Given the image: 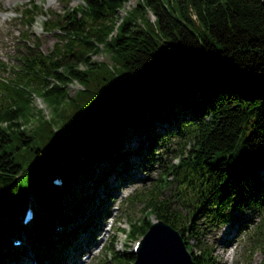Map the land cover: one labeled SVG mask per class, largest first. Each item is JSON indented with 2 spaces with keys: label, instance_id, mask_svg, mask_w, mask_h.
<instances>
[{
  "label": "trees",
  "instance_id": "trees-1",
  "mask_svg": "<svg viewBox=\"0 0 264 264\" xmlns=\"http://www.w3.org/2000/svg\"><path fill=\"white\" fill-rule=\"evenodd\" d=\"M77 1L63 0L43 22L58 33L54 49L28 46L11 78L0 80V264L19 251L8 237L20 231L40 264H60L104 216L108 177L155 166L160 177L128 198L143 203V215H129L121 229L129 240L160 219L180 232L193 264H209L200 229L181 221L203 205L202 218L224 220L235 201L260 216L253 236L264 264V0H138L118 23L128 0ZM36 12L26 6L19 20L31 25ZM164 46L176 54H160ZM91 51H105L110 63L90 61ZM72 80L80 87L69 94ZM32 94L48 115L32 107ZM57 121L70 128L63 136ZM129 135L139 137L133 149L124 144ZM168 154L174 163L164 162ZM30 200L33 219L23 226ZM105 249L111 264L135 259Z\"/></svg>",
  "mask_w": 264,
  "mask_h": 264
},
{
  "label": "rangeland",
  "instance_id": "rangeland-1",
  "mask_svg": "<svg viewBox=\"0 0 264 264\" xmlns=\"http://www.w3.org/2000/svg\"><path fill=\"white\" fill-rule=\"evenodd\" d=\"M137 1L138 0H128L123 5L118 11L116 23L119 22L120 18L125 15L128 10L136 5ZM27 4L41 7L47 12H61L63 9L62 0H0V80H9V78H11L14 70H17V67L20 65V55L25 52V48L28 46H33V44L37 42L38 45H40L38 50L41 53L47 54L54 49L55 44L60 40L57 32H47L41 28V22L44 20L41 15L35 18L37 23L32 26H26L25 23L19 21L17 10L25 8ZM70 5H75V2H71ZM146 15L150 20L154 19V16L150 12H147ZM112 35H114V33H112ZM26 39H28L27 42ZM158 52L167 58H172L176 54V50L166 46L160 47ZM85 56H88L90 61L110 63L109 55L105 51H91ZM65 62L74 64L78 69L84 68L82 61L74 60L72 56L66 57ZM49 82V84H52L55 81L49 78ZM79 87V84L75 80L69 81L65 86L69 94H73ZM33 92L32 90L31 93ZM31 103L33 108L42 109L46 115L49 114V108H46L45 103L37 94L31 95ZM54 128L62 136L68 132V129L70 130L69 127L66 129V126H63L62 121H57L54 124ZM122 134L126 136L127 131H124ZM138 141V136L129 135L124 144L133 149L137 146ZM173 147L176 148L175 144ZM175 161L176 159L171 154H168L166 159H164V162H167V164L174 163ZM62 166L65 167L64 164H62ZM161 170V168L155 166L148 171H144L143 168L140 167L134 170V174L130 172L128 175H131L127 180L122 182L118 181L116 188L115 181H113L115 189L114 196L116 198L114 201L108 203V214L110 217L105 220L99 219L98 224H100V229L96 233L97 236L95 235L92 240V247L90 248L89 246L90 249L88 247H83L81 251L76 253L73 257V264H111V254L105 249L107 245L112 246L118 252L132 251L136 239L129 240L126 234L118 231L117 228L122 227L127 229L129 227V215L133 218L141 217L143 214L140 210L143 203L137 199H133L132 202L122 203L121 205V202L119 203L118 201L125 197H132L143 189H146V187L152 185V183L160 177ZM260 172H262V169ZM144 179L147 180L146 183H144ZM84 183L85 186L88 187V182ZM161 193L169 195L170 190L164 188ZM235 203V201H232L231 205L228 206L230 209L226 211L227 216L222 218L224 219L223 222H214L204 218L201 220L200 215L206 210L207 205L198 208V211L194 214L192 219L188 217L181 222L185 227L197 226L201 229L198 240L207 247L209 264H217V261L218 264H221V262H224L223 258H225V261L227 258L229 259L227 264H262V253L255 244L256 236H253L254 227L257 225L260 216L256 214V211H252L251 208L247 206L244 208L233 207ZM110 221H112L111 227H109ZM236 225L237 233L233 243L229 246L221 247V237H224L226 232L232 230ZM215 236H217V239H214ZM213 245L216 247L214 255L211 250ZM194 249L196 250V247H194ZM28 252H24L21 257H19V260L22 258L19 262L25 261L27 264L28 262L29 264H38L35 257L29 255ZM69 252L71 253V251ZM85 255L87 256L85 257ZM103 258L106 259L107 262H102ZM81 260H85V262H81ZM126 264H132V261Z\"/></svg>",
  "mask_w": 264,
  "mask_h": 264
},
{
  "label": "water",
  "instance_id": "water-1",
  "mask_svg": "<svg viewBox=\"0 0 264 264\" xmlns=\"http://www.w3.org/2000/svg\"><path fill=\"white\" fill-rule=\"evenodd\" d=\"M132 253L133 264H192L179 232L162 220L150 225Z\"/></svg>",
  "mask_w": 264,
  "mask_h": 264
},
{
  "label": "bare ground",
  "instance_id": "bare-ground-1",
  "mask_svg": "<svg viewBox=\"0 0 264 264\" xmlns=\"http://www.w3.org/2000/svg\"><path fill=\"white\" fill-rule=\"evenodd\" d=\"M221 222H223V220H220ZM214 222H219V220H216ZM236 233H237V225L232 229L230 230L229 232L227 231L226 232V235L224 237H221V241L220 244H222L221 247H226V246H229L231 243H233V241L235 240V236H236ZM214 239H217V236L214 237ZM230 240V242H229ZM211 250H212V254L214 255V252L216 250V247H214V245L211 247ZM230 254V253H229ZM224 262H221V264H227L229 259L227 258L226 261H225V258H223ZM81 262H85V260H81ZM17 264H27L25 261L23 262H19ZM29 264V262H28ZM217 264H218V261H217Z\"/></svg>",
  "mask_w": 264,
  "mask_h": 264
}]
</instances>
